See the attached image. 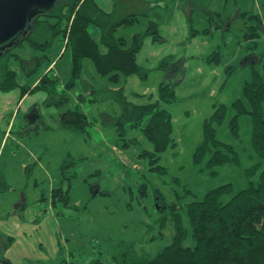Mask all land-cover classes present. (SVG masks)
<instances>
[{
    "label": "rangeland",
    "instance_id": "374dc122",
    "mask_svg": "<svg viewBox=\"0 0 264 264\" xmlns=\"http://www.w3.org/2000/svg\"><path fill=\"white\" fill-rule=\"evenodd\" d=\"M128 1L118 0L116 17L139 16L134 25L116 28L114 37L122 38L127 47L134 35L142 37L136 63L147 76L120 79L123 95L143 105L148 98L158 100L161 83L175 84L173 101L160 103L170 114L173 140L159 154L157 165L164 173L150 170L153 146L140 129L124 125L121 131L113 126L120 114L110 93L115 86L97 74L90 59L82 60L81 78L67 87L71 54L65 50V35L55 36L44 51L53 65L42 64L31 76L25 72L43 52L27 42L19 44L7 61L18 83L33 88L47 71L49 78L57 79L56 94L68 100L49 104L44 88L23 97L19 88L0 90V264H116L114 256L123 245L154 256L174 236L169 210H159L155 204L156 190L167 205L176 204L189 231L185 203L202 200L208 190L229 183L232 191L221 197L226 203L247 187L245 170L259 159L251 148L252 122L242 87L253 71L264 73V0ZM150 5L155 6L149 9ZM244 14L260 17L263 31L258 36L241 31L256 24ZM40 21L48 25L57 20ZM151 23L156 24L153 35L147 34ZM60 25L64 27V21ZM46 27L36 39L45 38ZM88 31L98 41L97 27L90 25ZM236 100L245 112H235ZM220 107L223 120L212 123L214 136L232 147L238 163L208 169V154L199 164L193 154L202 144L204 121ZM75 109L90 122L84 134L60 124V116ZM234 117L236 134L231 129ZM260 163L259 171L264 159ZM64 164L70 179H62ZM59 187L68 188V201L52 207L50 193ZM30 216L38 221H28ZM19 222L26 229L19 231ZM185 245H192L190 235Z\"/></svg>",
    "mask_w": 264,
    "mask_h": 264
},
{
    "label": "trees",
    "instance_id": "16d2710c",
    "mask_svg": "<svg viewBox=\"0 0 264 264\" xmlns=\"http://www.w3.org/2000/svg\"><path fill=\"white\" fill-rule=\"evenodd\" d=\"M60 2L61 0L50 13L37 17L27 38L19 43L27 42L31 49L43 52L41 57H34L32 67L25 72L26 76L36 73L42 64L49 65V58L44 51L52 45L55 36L65 35L66 49H70L71 54V72L67 87L72 88L81 78L82 60L90 59L97 74L115 86L110 93L117 99L120 114L113 121V126L121 131L124 125L140 129L153 146V152L149 154L150 170L164 173V169L157 165L159 154L172 144L173 140L170 114L160 106V103L173 101L175 84L161 83L158 100L151 102V98H148L149 101L143 105L128 101L118 85L120 79L129 76L136 75L140 79L147 76V72L136 63V54L141 48L142 37L134 35L130 47L126 46L122 38L114 37L116 28L134 25L139 15L124 14L118 19L115 12L105 13L100 9L95 0H65L59 6ZM242 17L253 18L256 22L241 29L242 32L245 30L247 36L254 38L263 31L258 15L244 14ZM40 18H55L57 21L55 24L45 25ZM62 21L64 27L60 25ZM90 25L99 30L98 41L90 36L88 31ZM43 26H47L46 36L38 40L36 37L38 38ZM149 33L152 35L156 33L155 23L150 24L147 34ZM8 59L10 58H6L5 55L0 58V90L19 88L23 97L37 88H44L49 104L62 105L68 100L67 97L56 94L57 79L49 78L47 72L36 79L33 88L20 85L16 80V72L7 67ZM18 63L22 68L25 67L23 62ZM242 95L249 104L248 114L252 122L251 148L259 159V162L245 170L247 187L233 194L226 203L221 201V197L232 191L229 183L208 190L202 200L185 203L183 209L189 231L183 224V217L176 204L167 205L163 195L156 190L155 204L159 210H169L170 213V221L174 228L172 242L154 256L138 254L131 247L123 245L114 256L116 264H264V168L259 171L260 160L264 159V73L253 71L251 80L242 87ZM83 96L84 94L78 95L80 101L84 100ZM233 108L237 114L246 111L240 100L233 102ZM223 110V107L218 108L210 120L204 121L203 141L193 154L196 164L208 154V169L226 163H238L232 147L216 140L214 136L212 123H220L223 120ZM145 118L147 121L142 127ZM60 124L67 131L84 134L90 122L85 114L75 109L64 112L60 116ZM236 128L234 117L231 129L235 134ZM67 166L68 164H64L61 167L63 180L71 178L67 174ZM255 175H258V178L254 181ZM49 200L52 207L57 202L65 206L68 201V188L52 189ZM189 235L191 246L185 245ZM93 264L101 262L96 261Z\"/></svg>",
    "mask_w": 264,
    "mask_h": 264
},
{
    "label": "water",
    "instance_id": "95a60500",
    "mask_svg": "<svg viewBox=\"0 0 264 264\" xmlns=\"http://www.w3.org/2000/svg\"><path fill=\"white\" fill-rule=\"evenodd\" d=\"M59 0H0V57L26 39L34 20L54 10Z\"/></svg>",
    "mask_w": 264,
    "mask_h": 264
},
{
    "label": "crops",
    "instance_id": "0c3cea01",
    "mask_svg": "<svg viewBox=\"0 0 264 264\" xmlns=\"http://www.w3.org/2000/svg\"><path fill=\"white\" fill-rule=\"evenodd\" d=\"M127 2H129L128 0H126ZM133 1H135L136 3L137 2H140L141 3V0H132V2ZM95 3L97 4V6L100 8V9H102L105 13H112V12H115L116 13V11H114L115 10V8H116V6H118V0H108V1H106V0H95ZM145 3V2H144ZM155 5H150V7H149V9H151L152 7H154ZM117 9V8H116ZM127 14H136V13H127ZM65 50H66V48H65ZM50 61V60H49ZM52 62V63H51ZM50 63H51V65L54 63V60H52V61H50ZM49 63V64H50ZM47 72V71H46ZM18 82V81H17ZM34 84V83H33ZM22 208V207H21ZM35 220H37L38 221V219H37V217H31L30 216V219L28 220V221H32V222H35ZM16 228L17 229H20L19 231H21V230H24V229H26V227L25 228H22V225L20 224V222H19V224H17V226H16Z\"/></svg>",
    "mask_w": 264,
    "mask_h": 264
},
{
    "label": "flooded vegetation",
    "instance_id": "af4514ba",
    "mask_svg": "<svg viewBox=\"0 0 264 264\" xmlns=\"http://www.w3.org/2000/svg\"><path fill=\"white\" fill-rule=\"evenodd\" d=\"M13 49L14 47H12L10 50L5 51L0 58L4 57V55L6 56V58H9L8 56L10 55ZM10 58H12V56Z\"/></svg>",
    "mask_w": 264,
    "mask_h": 264
},
{
    "label": "built area",
    "instance_id": "2783aa9c",
    "mask_svg": "<svg viewBox=\"0 0 264 264\" xmlns=\"http://www.w3.org/2000/svg\"><path fill=\"white\" fill-rule=\"evenodd\" d=\"M65 41L67 42L66 38H65ZM53 65V64H52ZM49 70V69H48Z\"/></svg>",
    "mask_w": 264,
    "mask_h": 264
}]
</instances>
